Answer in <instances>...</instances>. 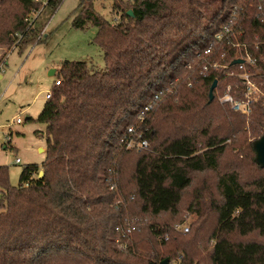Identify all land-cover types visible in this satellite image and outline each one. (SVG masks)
I'll return each instance as SVG.
<instances>
[{
    "label": "trees",
    "instance_id": "obj_1",
    "mask_svg": "<svg viewBox=\"0 0 264 264\" xmlns=\"http://www.w3.org/2000/svg\"><path fill=\"white\" fill-rule=\"evenodd\" d=\"M61 2L47 0L43 6L36 0H0V44L10 30L24 52L37 39L29 16ZM239 2L238 22L215 40ZM113 11L119 15L115 22L98 14L92 0H82L76 10L74 27H97L106 67L95 71L86 61H68L57 72L61 83L38 119L47 126L43 165L24 167L18 186L11 185L8 168L0 166V264H162L167 258L169 264H207L197 257L209 248L208 264H264V241L232 238L255 231L264 236V176L244 183L235 170L220 173V201L209 185L197 189L185 209L197 214L193 235L174 228L176 222L157 220L183 214L192 174L219 170L227 140L237 142L247 132L242 121L223 135L181 127H174L177 135H164L161 112L154 119L138 117L164 83L185 75L189 80L204 65L209 72L199 75L203 86L223 82L236 100H243L250 90L239 74L247 72L264 93V0H115ZM212 41L215 51L203 55ZM242 55L243 68L231 66ZM217 63L222 67H211ZM188 80L178 84L180 96L172 84L176 92L168 98L173 104L178 97L188 106L192 94L191 115L212 102L206 104L202 90L186 87ZM251 103L249 148L255 157L253 141L264 133V98L254 95ZM130 125L153 142L150 150L126 148ZM130 168L128 183L134 189L124 184ZM212 213L214 225L205 231ZM128 224L135 226L130 233ZM117 240L128 247L119 249Z\"/></svg>",
    "mask_w": 264,
    "mask_h": 264
},
{
    "label": "rangeland",
    "instance_id": "obj_2",
    "mask_svg": "<svg viewBox=\"0 0 264 264\" xmlns=\"http://www.w3.org/2000/svg\"><path fill=\"white\" fill-rule=\"evenodd\" d=\"M121 1L129 2V0ZM81 2L82 0H62L57 8L47 7L44 9L41 7L35 14L30 15L29 17L35 20L34 26L38 28L37 39L25 48L24 52L21 53L17 48L20 38L10 30H6V40L0 44V166L8 168L9 180L13 186L19 185L20 175L24 167L30 164L42 166L46 160L47 126L38 119L44 104L47 102V95L53 91L55 81L59 78L58 73L50 75V72L53 69L58 72L62 65L68 61H86L95 71H103L106 67L104 51L96 41L97 27L91 23L85 28H76L72 25V20ZM92 2L95 11L103 18L109 22L118 20L119 15H116L113 11L115 0H92ZM240 3L231 10L228 21L217 31L215 40L221 41L219 36L226 33L225 27L228 26L231 30L234 23L238 22L236 9ZM214 41L208 46L211 53L210 51L206 53V50H204L203 55H210L215 51L217 43ZM240 58L245 59L243 55ZM207 63L208 61H205L204 64ZM211 67L218 69L222 66L217 63ZM207 72L209 70L204 65L203 69L201 68L200 72L194 74L189 80L190 76L185 75L183 79L176 78L173 82L164 83L162 89L157 92L159 98L154 99L153 97L150 100L149 104H152V109L146 115L147 119H154L159 112L162 113L161 126L165 128L163 130L164 135L179 134V130H174V127H181L182 130L192 132L205 128L212 133L223 135L225 131L233 128L234 125L241 127V121L244 132L247 131L246 134L240 135L237 142L227 140L229 146L220 159L218 171L192 174L194 178L193 185L186 189L183 195L181 204L183 214L177 216L161 215L158 217V221H165L169 224L176 222L174 228L177 225H190L189 234L191 235L194 233L191 224L197 218V214H189L185 209L192 202L197 189L209 185L214 191L215 198L220 201L216 190V182L220 173L235 170L244 183H250L264 176V170L259 169L254 164V155L249 148L251 141L249 126L254 115L251 102L254 95L264 98L262 90L256 88L252 83L253 78L251 76L250 92L246 93L243 100L235 99L231 93L230 85L226 87L223 82H218L214 91V101L203 108L200 107L196 114H188L196 106V99L192 94L189 96L192 99V103H188L190 108L178 97L173 100V104L170 103L168 97L176 92L171 88L172 84L178 87L180 96L178 84L187 79L186 87L202 90L205 94L204 101L207 104L211 85L208 87L203 86V81L199 78V75H205ZM241 74L243 75L245 72ZM241 74L239 75L242 78ZM227 96L233 97L234 102H238L241 108L249 104L251 110L244 113L236 109L232 102L226 101ZM167 105L169 110L165 113L164 109ZM194 112H196V109ZM232 112L236 116H232ZM17 119H21V122H17ZM152 145L153 142L149 141V146L142 150H150ZM136 152L138 151L136 150ZM17 158L21 162L17 163ZM134 159V156L129 158L130 167ZM131 175L130 168L125 173L124 184L134 189L133 182L128 183ZM215 218V213L209 216L204 227L205 231L213 227ZM178 222H181V224ZM232 238L241 241H264V236H261L258 231L246 236L234 235ZM213 243L214 241H211L209 245ZM209 254L210 248L201 250L197 259L208 264L210 262ZM171 264L177 263L172 262Z\"/></svg>",
    "mask_w": 264,
    "mask_h": 264
},
{
    "label": "built area",
    "instance_id": "obj_3",
    "mask_svg": "<svg viewBox=\"0 0 264 264\" xmlns=\"http://www.w3.org/2000/svg\"><path fill=\"white\" fill-rule=\"evenodd\" d=\"M42 3L43 6H45L47 4V0H36ZM229 27L226 26L225 27V31L228 33L229 32ZM220 37V36H219ZM210 50H207L206 53H208ZM248 62H250L251 64H254V60L248 58L247 59ZM246 62V60H245ZM243 64H240V68H243ZM242 75V74H241ZM242 78L244 79V83L247 85L248 90H250V85H251V81H250V75L245 72V74L242 75ZM61 83L60 79H56L55 81V85H59ZM51 96V92H49V94L47 95V98H49ZM159 98V94H156L154 96V99H158ZM226 101H230L233 103V106L238 109L243 111L244 113H248L251 109V107H249L248 105H245L244 108H241V105L238 102H234L233 97L231 96H227L226 97ZM152 109V104H148L146 105L141 112L139 113L138 117L140 119H143L144 117H146V115L151 111ZM17 122H21V119H17ZM127 133L131 135V139H128L125 142L126 148L127 149H138V150H142L145 149L149 146V142L146 139H143V134L142 133H138L137 129L133 126L130 125L127 128ZM16 162L19 163L21 162V160L19 158L16 159ZM177 230L182 231L184 233L189 232L190 231V225H177L175 227ZM135 229L134 225L128 224L127 227V232L130 233L132 232V230ZM166 239H168V236H166ZM117 246L119 249H125L128 247V243L127 242H121L120 240H117Z\"/></svg>",
    "mask_w": 264,
    "mask_h": 264
},
{
    "label": "water",
    "instance_id": "obj_4",
    "mask_svg": "<svg viewBox=\"0 0 264 264\" xmlns=\"http://www.w3.org/2000/svg\"><path fill=\"white\" fill-rule=\"evenodd\" d=\"M128 14L133 16L132 10H129ZM244 62H245L244 58H236L232 61L231 66L232 65H240ZM54 74H55V69H53L50 72V75H54ZM217 85H218V81L215 80L210 87L209 103L213 102V100L215 99L214 91H215ZM253 149L255 151V157H254L255 162L260 167L264 168V133L258 139L253 141ZM41 150L43 151V149H41ZM43 175H44V171L42 170V171H40L39 177H42ZM169 263H170V258H167V259H165V261L162 264H169Z\"/></svg>",
    "mask_w": 264,
    "mask_h": 264
},
{
    "label": "crops",
    "instance_id": "obj_5",
    "mask_svg": "<svg viewBox=\"0 0 264 264\" xmlns=\"http://www.w3.org/2000/svg\"><path fill=\"white\" fill-rule=\"evenodd\" d=\"M57 73V70L55 69V74ZM0 77H1V75H0ZM41 113V112H40ZM30 118V117H29Z\"/></svg>",
    "mask_w": 264,
    "mask_h": 264
}]
</instances>
